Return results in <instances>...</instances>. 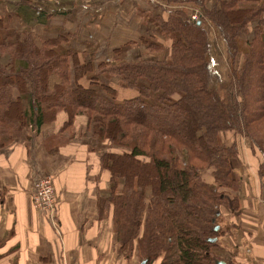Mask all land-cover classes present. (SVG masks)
<instances>
[{"label": "trees", "instance_id": "16d2710c", "mask_svg": "<svg viewBox=\"0 0 264 264\" xmlns=\"http://www.w3.org/2000/svg\"><path fill=\"white\" fill-rule=\"evenodd\" d=\"M160 1L165 7L154 2L152 18L158 38L143 40L151 57L129 61L118 51L96 67L78 63L61 47L64 38L41 40L0 15V148L29 124L24 99L37 112L64 111L66 131L86 117L83 135L110 174L105 201L121 249L140 264H216L217 219L223 208H239L236 136L264 178V0ZM183 5L200 9L199 24ZM209 24L228 54L226 80L213 72ZM114 77L138 95L118 100L104 81ZM207 170L212 182L202 178Z\"/></svg>", "mask_w": 264, "mask_h": 264}, {"label": "crops", "instance_id": "0c3cea01", "mask_svg": "<svg viewBox=\"0 0 264 264\" xmlns=\"http://www.w3.org/2000/svg\"><path fill=\"white\" fill-rule=\"evenodd\" d=\"M154 2L165 7L160 0H0V15L9 17L12 29L29 30L41 40L64 38L61 47L72 51L78 63L89 61L96 67L100 61L113 60L118 51L129 61L151 57L143 40L153 32L158 38L152 25L158 14ZM181 7L190 15L194 10L202 14L199 8ZM254 24L246 37L253 35ZM209 27L213 72L226 80L231 71L228 54L216 29ZM159 42L164 43L161 38ZM72 61L68 59L69 64ZM104 81L115 89L118 100L138 95L117 77ZM79 83L87 87L89 79L84 76ZM28 101L24 99L29 124L0 148V264H138L135 253L121 249L117 239L112 208L105 201L110 174L101 167L92 140L83 135L86 117L76 116L66 131L64 111L55 114L41 107L37 112ZM234 139L231 133L224 135L226 143ZM236 144L238 157L232 169L240 179L239 208L236 214L221 210L214 254L224 264H264V178L245 138L236 136ZM40 174L53 179L57 197L53 215L31 201ZM202 178L212 182V171H205Z\"/></svg>", "mask_w": 264, "mask_h": 264}, {"label": "built area", "instance_id": "2783aa9c", "mask_svg": "<svg viewBox=\"0 0 264 264\" xmlns=\"http://www.w3.org/2000/svg\"><path fill=\"white\" fill-rule=\"evenodd\" d=\"M200 16L201 13H199L198 10H194L190 15V20L198 21ZM31 201L33 205L42 212H47L49 215L54 214V209L57 205V197L51 176L47 174L36 176L31 192Z\"/></svg>", "mask_w": 264, "mask_h": 264}, {"label": "water", "instance_id": "95a60500", "mask_svg": "<svg viewBox=\"0 0 264 264\" xmlns=\"http://www.w3.org/2000/svg\"><path fill=\"white\" fill-rule=\"evenodd\" d=\"M196 23L199 24V21H196ZM218 229H219V227H218V225H216L214 227V230H218ZM211 241H213V242L216 241V238H212ZM216 264H224V261L216 260Z\"/></svg>", "mask_w": 264, "mask_h": 264}, {"label": "rangeland", "instance_id": "374dc122", "mask_svg": "<svg viewBox=\"0 0 264 264\" xmlns=\"http://www.w3.org/2000/svg\"><path fill=\"white\" fill-rule=\"evenodd\" d=\"M5 58H6V57L1 58L2 61H5ZM217 221H218V219H217ZM217 224H218V222H217ZM126 252H128V251H126ZM137 262H138V264H140V263H139V258H138V256H137Z\"/></svg>", "mask_w": 264, "mask_h": 264}]
</instances>
